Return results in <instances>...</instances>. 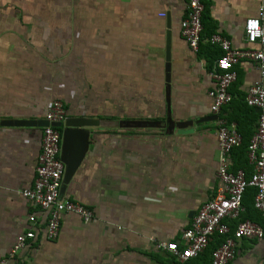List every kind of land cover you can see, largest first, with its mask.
Instances as JSON below:
<instances>
[{
  "label": "crops",
  "instance_id": "0c3cea01",
  "mask_svg": "<svg viewBox=\"0 0 264 264\" xmlns=\"http://www.w3.org/2000/svg\"><path fill=\"white\" fill-rule=\"evenodd\" d=\"M201 1L202 32L193 51L180 35L187 0H0V121H42L53 99L63 102L66 117L99 121L88 127L84 158L62 194L93 216L84 221L62 213L54 240L44 236V214L20 194L33 184L43 127L0 125V262L173 264L158 243H180L193 214L220 185L217 118L208 93L215 88L209 71L222 51L209 37L260 48L246 41L243 24L264 0ZM234 69L232 99L218 116L241 136L228 154L229 170L249 175L247 144L258 112L245 96L259 73L250 59ZM168 114L174 121H204L192 132L169 131ZM254 192L246 190L242 215L263 224ZM32 214L35 227L28 221ZM31 228L35 236L11 255L16 236ZM216 240L221 237L210 242ZM233 264H264L263 241L240 240Z\"/></svg>",
  "mask_w": 264,
  "mask_h": 264
},
{
  "label": "built area",
  "instance_id": "2783aa9c",
  "mask_svg": "<svg viewBox=\"0 0 264 264\" xmlns=\"http://www.w3.org/2000/svg\"><path fill=\"white\" fill-rule=\"evenodd\" d=\"M203 4L201 0H187V12L180 21V35L189 47L196 51L202 32ZM264 7L259 6L256 16L244 21V37L249 43H258L260 48L239 49L231 41L219 34L209 37L211 44H217L222 54L217 58L209 75L215 82V88L208 95L212 99L211 111L216 115V136L219 148L217 177L220 185L213 198L205 201L193 214L189 226L181 232V242H159L158 247L166 250L173 258V264H185L189 259L198 257L208 246L211 239L218 235L220 242L211 252L209 264H233L242 239L262 240L264 245ZM242 59L255 62L258 78L253 81L245 96L246 104L258 108L254 134L247 144V156L253 166L251 174L243 170L231 172L228 167V154L241 142L234 123H227L219 118L223 105L228 104L232 95L230 85L236 80L234 66ZM66 118L64 104L59 99L50 101L45 112L49 125L42 128L40 150L36 160L35 178L30 187L20 190L22 197L30 200L44 214V236L54 240L59 233L61 214L71 212L78 214L84 221H89L93 212L88 207L69 200L60 194L63 175V163L59 158L61 129L51 125L63 122ZM253 187V207L259 212L263 224L249 219H241L245 208L242 200L246 190ZM28 221L36 226L37 217L29 215ZM231 223L234 227L231 228ZM33 228L16 236L11 255L23 248L28 239L33 238ZM0 264L8 263L2 260Z\"/></svg>",
  "mask_w": 264,
  "mask_h": 264
},
{
  "label": "water",
  "instance_id": "95a60500",
  "mask_svg": "<svg viewBox=\"0 0 264 264\" xmlns=\"http://www.w3.org/2000/svg\"><path fill=\"white\" fill-rule=\"evenodd\" d=\"M165 94L166 101L168 102L169 85H170V63H169V52L168 45L166 47V64H165ZM168 109V104H167ZM256 112L260 110L254 108ZM212 118H216L213 116ZM204 121L201 119H188L182 121H174L170 114L166 117V129L173 130L177 129L179 132H192L193 125ZM99 121L96 119L86 118L82 116H67L63 122L52 123L51 125L59 127L61 129V144L59 158L63 163V175L60 186V194H64L66 185L76 172L80 163L82 162L85 152L88 147V136L90 126H97ZM120 124L123 126H147L154 125L159 126L158 122L149 121H122ZM0 125H20V126H47L49 125L46 119L42 121H0Z\"/></svg>",
  "mask_w": 264,
  "mask_h": 264
},
{
  "label": "trees",
  "instance_id": "16d2710c",
  "mask_svg": "<svg viewBox=\"0 0 264 264\" xmlns=\"http://www.w3.org/2000/svg\"><path fill=\"white\" fill-rule=\"evenodd\" d=\"M247 107H249V106H247ZM64 108L66 110L65 106H64ZM249 108L252 110L251 107H249ZM66 113H67V111H66ZM243 199H244V196H243ZM241 219H245V217L242 214H241ZM214 242H210L209 246L205 249V251L203 253H201L200 256L190 260V262L188 264H209L210 258H211L210 257L211 256V252L217 246L219 241L216 240Z\"/></svg>",
  "mask_w": 264,
  "mask_h": 264
}]
</instances>
